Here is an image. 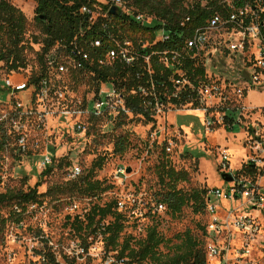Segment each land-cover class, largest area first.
<instances>
[{
  "label": "rangeland",
  "instance_id": "obj_1",
  "mask_svg": "<svg viewBox=\"0 0 264 264\" xmlns=\"http://www.w3.org/2000/svg\"><path fill=\"white\" fill-rule=\"evenodd\" d=\"M8 1L27 18L26 41L31 43L33 50L28 48L25 52L26 70L10 71L4 63L0 64L3 179L0 191H28L37 187L44 197L11 220L6 243L0 247V264H49L44 258L48 254L54 255L60 264H141L109 250L102 235L81 230V223L86 228L87 217L94 207H104L113 201L125 203L124 209L118 208L125 221L120 247L125 240L137 247L146 239L149 229L157 227L165 240L160 247L163 255L180 243V237L191 233L204 243L206 252L211 243L225 249L229 264H238L247 251L248 258L239 264L251 260L264 264V209L250 207L245 204L246 200L220 202V221L223 223L232 216L227 226H221V235L214 236L210 233L213 218L208 209L198 214L191 204L174 216L166 205L161 213H156L154 208L167 191L158 174V167L166 158L176 171L189 174L190 181L178 186L184 192L225 189L234 182H226L223 178L230 173L235 179L244 176L256 179L264 193V93L252 91L247 98L241 99L237 93V87L248 80V59L224 50L216 51L207 69L215 77L212 85L219 93L209 98L202 91L203 102L199 109L192 105H173L168 98L164 108L151 110V122L133 113L120 118L116 124L87 118L84 119L86 133L78 134L74 130V120L56 114L41 128L35 119L26 117L35 109L31 105V89L12 93L7 88L9 84L14 88L27 84L31 75L41 71L38 54L43 50L45 37L36 23L37 3L33 0ZM208 1L186 0L184 6L189 8L196 2L206 6ZM126 3L131 2L126 0ZM130 8L139 12L133 6ZM35 38L38 44H34ZM179 75L183 76L182 72ZM69 78H65V84L70 89L61 87L67 106H71L69 101L73 99L85 98L90 90L87 80L76 87ZM210 121L212 131L208 132ZM19 129L26 137L25 152L20 151L22 144L16 136ZM119 137L128 139L124 152L116 150ZM258 147L261 148L258 150ZM224 154L229 158L227 171L223 168ZM46 157L53 160L52 172L42 176L49 167L43 165ZM252 163L256 164L257 175L241 172ZM75 167L81 170L79 177L94 171L95 180L107 191L92 196L63 190V185L73 180L69 175ZM131 198L137 201L134 207L129 201ZM4 213L8 214L9 209ZM239 217H249L258 227L255 241L247 238L246 231L233 223V219ZM113 221L109 217L105 223ZM207 261L219 264V260L208 257Z\"/></svg>",
  "mask_w": 264,
  "mask_h": 264
},
{
  "label": "trees",
  "instance_id": "obj_2",
  "mask_svg": "<svg viewBox=\"0 0 264 264\" xmlns=\"http://www.w3.org/2000/svg\"><path fill=\"white\" fill-rule=\"evenodd\" d=\"M37 3L36 23L40 33L45 37L43 50L38 54L41 63V71L31 75L30 83H38L42 77L49 76L46 70V57L49 51L58 43H71L84 30L90 22L88 16L82 14L86 5H103L96 1L88 0H33ZM131 6L138 9L137 14L154 17L157 22L152 26L139 24L133 18L124 16H112L116 29V36L123 37L133 43L134 47L143 56L130 68L117 65L108 70L96 72V77L88 81L83 74H73V85L80 86L87 80L89 86L99 81H113L126 95L127 106L134 115H141L150 122L151 109L146 104L148 99L137 95H130V92L142 85L151 90V81L156 85L160 102H170L176 106L192 105L200 108L198 94L199 87L206 81L205 67L193 61L189 52L185 50L186 41L191 37L194 29L201 27L216 13L226 14L227 10L219 5L217 0H209L206 6L196 2L193 6L186 8V0H129ZM190 19V22H187ZM29 22L20 9L12 5L8 0H0V64L4 63L10 71L26 70L28 68L26 50H33L31 43L26 41ZM165 30L171 40L168 43L157 42L158 35ZM90 35V34H89ZM37 38L34 44H38ZM183 53V62L172 64L167 67L160 61L155 53L176 52ZM188 54V55H187ZM151 57L150 66L146 57ZM151 72V73H150ZM182 72L183 76L179 75ZM138 75L141 79H138ZM177 80H186L190 86L175 96ZM67 83V82H65ZM63 84L65 90L70 89L69 85ZM232 124V121L230 122ZM128 139L119 137L116 143V150L124 152L127 150ZM52 172L49 166L42 176ZM158 174L162 184L167 191L160 203L166 205L174 215H180L183 210L193 204L196 213H205L208 204V190L194 189L191 192H184L178 186L181 183L190 181L187 172H178L172 166L169 158H166L158 167ZM241 172L250 175H257V168L254 164L244 167ZM2 169L0 165V189L2 187ZM73 193L95 196L104 193L107 189L95 180L94 171L86 177H79L68 181L62 187ZM41 195L37 187L28 191L12 189L6 192L0 191V247L4 246L7 240V228L15 216H19L28 206L39 203ZM118 203L113 201L104 207L96 206L87 217V226L84 228L81 223V230L86 229L92 234L102 235L107 243V248L117 251L123 258L141 264H208L206 248L203 242L195 238L191 233L180 237V243L168 254L160 253V247L164 244V237L158 232L157 227L149 229L146 239L140 241L137 247H133L130 240H125L121 247L119 241L125 230L124 218L118 211ZM9 213L5 214V210ZM112 217L113 222L106 224L105 221ZM120 247V248H119ZM49 264H60L54 255L48 254L44 257Z\"/></svg>",
  "mask_w": 264,
  "mask_h": 264
},
{
  "label": "built area",
  "instance_id": "obj_3",
  "mask_svg": "<svg viewBox=\"0 0 264 264\" xmlns=\"http://www.w3.org/2000/svg\"><path fill=\"white\" fill-rule=\"evenodd\" d=\"M96 1L103 5H86L82 9V14L90 17L89 26L84 29L71 43H58L48 53L46 57V70L49 76L42 77L38 83H30L19 87L8 85V90L15 93L18 90L31 89V105L35 107L33 111L27 113V118H33L39 123V127L45 126L47 120L56 114H60L65 119L74 120V130L78 134H85L87 128L84 119L89 118L95 121H107L116 124L118 120L132 111L127 106L126 93L113 81L95 82L89 86V93L83 99H73L69 101L71 106H67V99L61 87L65 83V78L72 77L73 74H83L88 81L96 77V72L123 65L126 68L133 67L141 57L140 52L129 40L116 36V29L113 15L110 10L118 7L122 10V16L127 15L136 20L141 25L152 26L156 21L154 17L137 14L128 6L126 0H88ZM108 1V2H107ZM219 5L227 10L226 14L216 13L208 19L204 25L193 30L191 37L186 41L185 50L189 52L190 58L202 64L206 69V81L198 89L200 102L202 91H205L209 98H213L214 93H219V89L213 84L215 78L207 69L208 62L216 55V51L224 50L237 57H245L249 61L246 71L248 80L245 85L239 88L237 93L239 98L248 97L252 91L264 93V0H217ZM190 22V19H187ZM90 34V35H89ZM171 36L163 29L158 35L157 42L168 43ZM160 57V61L167 67L172 64L183 62V53L179 51L168 53H155ZM188 55V54H187ZM151 57H146V62L150 66ZM151 73V72H150ZM138 79L141 76L138 75ZM178 93L186 90L188 85L191 89L194 86L186 80H177ZM151 90L140 85L130 92V95H140L146 99L148 107L153 109L164 108L165 104L160 102L156 85L151 81ZM21 108V105H19ZM246 109V107H244ZM212 122H208L207 131L210 132ZM19 137L21 149L25 152L24 142L26 137L19 129L16 133ZM256 145H260L257 143ZM261 147H258V150ZM53 160L50 157L44 159V167L51 166ZM255 165L256 164L252 163ZM229 158L227 154L223 156V168H229ZM81 170L75 167L69 177L76 179L80 176ZM233 184L225 189H213L208 191L207 209L213 218L210 224L212 235H221V226L230 223L231 216L225 221L218 218L222 201L246 200V205L253 208L264 209V193L256 179L244 176L233 180ZM134 207L136 199H129ZM119 209L125 208V203H118ZM155 212H164L165 205L157 204ZM233 223L246 231V237L256 240L258 227L249 217H239L233 219ZM247 251V250H246ZM244 252L243 257L238 261L242 263L244 258H248ZM210 260H219V264H229L227 252L218 245L211 243L207 252ZM246 262V261H245ZM243 262V263H245ZM152 264V263H150ZM246 264H257L254 261H247Z\"/></svg>",
  "mask_w": 264,
  "mask_h": 264
},
{
  "label": "water",
  "instance_id": "obj_4",
  "mask_svg": "<svg viewBox=\"0 0 264 264\" xmlns=\"http://www.w3.org/2000/svg\"><path fill=\"white\" fill-rule=\"evenodd\" d=\"M110 14L113 15V16H122V10L118 7H113L111 10H110ZM129 172H131V170H129ZM223 178L225 179L226 182H232L234 180V177L232 174H224L223 175Z\"/></svg>",
  "mask_w": 264,
  "mask_h": 264
}]
</instances>
